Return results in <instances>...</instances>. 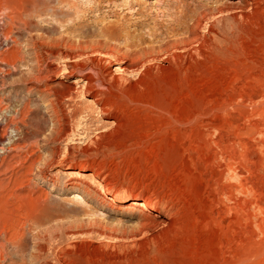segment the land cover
<instances>
[{"label": "rangeland", "instance_id": "1", "mask_svg": "<svg viewBox=\"0 0 264 264\" xmlns=\"http://www.w3.org/2000/svg\"><path fill=\"white\" fill-rule=\"evenodd\" d=\"M222 5L0 0V264H264V0ZM91 47L125 78L79 100Z\"/></svg>", "mask_w": 264, "mask_h": 264}, {"label": "bare ground", "instance_id": "2", "mask_svg": "<svg viewBox=\"0 0 264 264\" xmlns=\"http://www.w3.org/2000/svg\"><path fill=\"white\" fill-rule=\"evenodd\" d=\"M242 2H243V7L242 8L241 7L240 8H238V7L236 8V7H231V6H228V5H222L221 7L216 9V15L215 16L216 17H223V16H226V15L227 16H232L236 9L237 10L239 9L238 12H243L247 7L248 8L254 7V5L257 2V0H242ZM185 13L186 12H184V11H180L178 13V19L174 23L175 25H177L178 27H181L184 30L186 29L185 22L183 21ZM2 18H3V15H2ZM4 18H7V17H4ZM4 20H6V19H4ZM201 24H202V22H200V21H195L194 22V26L195 27H199V26H201ZM99 44H101V43H99ZM90 50H91V55L86 57V62L85 63H82L80 65L77 64L75 66H72V69L73 68H78L79 71H85V72L80 74V76L76 78L75 82H73V86L72 87H68L67 88L68 93H70L72 91L74 92V91L77 90L78 93H79V100L84 99L86 97V95H88L89 91H96L97 92L98 88L105 89L107 87L108 88L112 87V85L117 83L120 79H124L125 78V77L123 78V76H116V75L112 74L111 72H105L104 68L106 67L107 64H109V63H107V60L109 59L108 58L109 56L107 54H102L100 52V50L95 49L93 47H91ZM137 58H138V56H137ZM137 69H138L137 68V64L135 62H131L130 66L123 68L121 71H123L124 74L128 75V74H132V73L136 72ZM33 82L38 84L39 80L35 79V80H33ZM95 84L97 85L96 89H94V85ZM104 86H107V87H104ZM45 90H48V89H41V88L38 89L39 93L44 92ZM92 97H94V96H92ZM87 105L89 106V108H91V107L93 108V106L96 105L95 99L94 98L88 99L87 100ZM73 115L75 116L76 112H73ZM106 123H111V122L110 121H106ZM3 143H4V140L0 138V150L1 151L4 150ZM68 175L71 178H73V177H79V176H81L83 174H82L81 170L73 169V170H70L68 172ZM89 176H92V174H89ZM107 201H108V203L114 205L115 207H120V206L126 205V207H127V209L129 211L130 210L131 211H138L140 213V223H141L140 227H141V229L143 231H146L147 227L149 226L148 224H163L162 221H158V219L162 218V214H160L159 211L153 205L148 203L145 199H138V198L125 199L121 195L112 194V195H110L107 198ZM30 226L31 225H28L29 228H30ZM21 227H22V225H21ZM28 227H26V228H28ZM24 231L25 230H23L22 233H19L16 236L17 239H18V240L15 241L16 243L11 242V243H14V245L12 244V246H13V249H14L16 254H21L22 253L21 244L18 243V242H20V240L23 239V237L25 235ZM32 231H33V229H32ZM27 234L30 235L31 232H29V233L27 232ZM14 238H15V236H14ZM31 238L36 239L38 241H43L42 243H37L34 246L35 249H36L35 252H36V254L38 256L39 253L44 252L43 251V247L45 246V243H46L45 242L46 241L45 237L44 236L41 237V236H39V234H35V235H31ZM8 239H9V237H8ZM4 250H5L4 249V244L0 243V255H2L1 253ZM19 259L22 262V257L21 256L19 257ZM1 260H2V258L0 259V261ZM66 264H68V263H66Z\"/></svg>", "mask_w": 264, "mask_h": 264}]
</instances>
